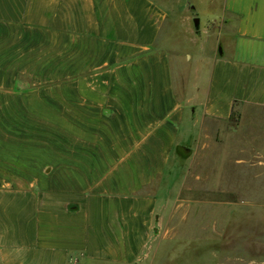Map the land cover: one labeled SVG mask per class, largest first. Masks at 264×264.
<instances>
[{
    "label": "crops",
    "instance_id": "0c3cea01",
    "mask_svg": "<svg viewBox=\"0 0 264 264\" xmlns=\"http://www.w3.org/2000/svg\"><path fill=\"white\" fill-rule=\"evenodd\" d=\"M196 4L207 6L205 22L183 29L189 49L165 38V0H0V264H185L191 240L216 238L215 218L184 229L182 214L169 227L174 216L161 208L185 200L158 191L178 173L176 154L203 140L206 119L231 122L238 110L241 149L264 155L261 124L246 130L264 110V0ZM72 64H83L78 162L71 151L57 161L55 138L39 136V111L54 118L56 80L75 79ZM204 254L209 264H245Z\"/></svg>",
    "mask_w": 264,
    "mask_h": 264
},
{
    "label": "rangeland",
    "instance_id": "374dc122",
    "mask_svg": "<svg viewBox=\"0 0 264 264\" xmlns=\"http://www.w3.org/2000/svg\"><path fill=\"white\" fill-rule=\"evenodd\" d=\"M165 1L169 8V24L163 31L165 38L176 37L179 47L192 49V45L187 42L182 31L185 28L195 31V18L201 19V24L204 23L203 9L207 6L196 4L195 7V1L198 0ZM217 3L218 1L214 4ZM193 45L198 47L197 44ZM172 60L173 66L176 67L178 63L176 54H172ZM72 66L73 72L78 71L75 79L65 80L66 84L64 80H56L57 108L59 109V105L64 103L70 105L67 109H57L54 112V118H52V112L39 111L41 117L39 136L40 138H55L57 161L60 160L61 154L71 151L73 160L78 162L80 153L83 151V78H80L83 75V64H72ZM64 90L67 93L66 96L63 94ZM251 113L252 116H248L247 121L251 120L252 127L246 129L247 134L250 129L256 133L255 124L258 121L261 124L258 126V131L264 135V110H253ZM47 117L50 118V126H47V120L42 121ZM240 118V113L236 110L233 111L231 122L206 119L199 137L203 138L201 140L203 142L200 141L198 145H195L190 141L188 148H184L181 154H176L171 165L178 169V173L168 177L169 185L166 189L158 191L159 198L173 200V202L176 199L185 200L183 207L168 203V206L161 208L162 213L174 216V219L168 223L169 227H175L177 216L182 214L185 217L190 216L183 224H178L184 229H197L199 226L202 229V226L207 227L208 222L213 218L217 221L216 238L191 240L190 246L187 247L190 255L186 257L185 264H209L204 254V251L209 250L220 252L221 257L229 259L237 257L245 264H264V206L261 211V208L257 206L229 209L222 204L213 207L208 206L209 203H207L209 199L217 201L228 199L234 202L243 199L261 202L264 205V191L256 190L262 188L261 184L264 181V155L254 158L241 149L243 144L240 142L242 134ZM241 168H248L249 173H241L239 170ZM251 168L262 172L258 176L262 178H256ZM223 180L229 182L231 186H242L247 189V192L244 190L224 191ZM212 185H216L218 189L211 191L209 188ZM187 201L190 202V206Z\"/></svg>",
    "mask_w": 264,
    "mask_h": 264
},
{
    "label": "water",
    "instance_id": "95a60500",
    "mask_svg": "<svg viewBox=\"0 0 264 264\" xmlns=\"http://www.w3.org/2000/svg\"><path fill=\"white\" fill-rule=\"evenodd\" d=\"M194 26H195V28H198V26H199V20H198V18H195V20H194Z\"/></svg>",
    "mask_w": 264,
    "mask_h": 264
}]
</instances>
